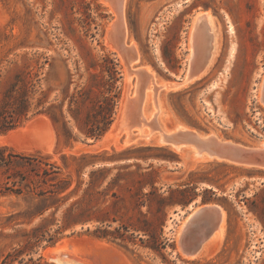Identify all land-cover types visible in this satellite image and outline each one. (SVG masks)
Segmentation results:
<instances>
[{
	"label": "rangeland",
	"instance_id": "rangeland-1",
	"mask_svg": "<svg viewBox=\"0 0 264 264\" xmlns=\"http://www.w3.org/2000/svg\"><path fill=\"white\" fill-rule=\"evenodd\" d=\"M201 12H209L218 27L217 56L201 77L176 89L160 87L163 113L155 98L146 97L141 122L154 121L157 113L159 125L182 124L259 144L264 0H125L126 43L139 55L129 84L120 54L106 39L115 13L102 0H0V96L18 82L16 93L27 85L35 101L43 96L46 105L64 101L70 119L71 97L79 98L91 73L99 71L90 64L109 54L122 73L115 121L124 92L134 97L139 84L143 96L150 84L155 95V84L187 73L190 34ZM138 74L143 80L153 74L155 84ZM43 116L49 117L37 114L0 133V144L50 163H42L49 179L43 173L30 176L21 194L0 195V260L23 246L22 257L42 255L49 264H264V169L196 160L191 151L183 156L141 136L125 144L123 129L108 141L106 134L84 139L73 120L67 137L50 117L58 153L28 150L31 140L23 128ZM63 180L68 187L60 191ZM214 206L224 210L223 236L210 252L191 257L196 228L184 222Z\"/></svg>",
	"mask_w": 264,
	"mask_h": 264
},
{
	"label": "trees",
	"instance_id": "trees-1",
	"mask_svg": "<svg viewBox=\"0 0 264 264\" xmlns=\"http://www.w3.org/2000/svg\"><path fill=\"white\" fill-rule=\"evenodd\" d=\"M90 67L98 68L99 71L91 73L92 79L80 90L79 98L71 97L67 106L70 119L64 113V101L46 105L45 96L35 101L27 85L16 93L18 82H15L10 90L0 96V133L17 128L31 117L45 113L60 133L67 137H72L68 123L73 120L84 139L102 138L114 123L122 73L119 63L109 54L104 55L100 61L94 60ZM83 107L87 108L85 115H82ZM42 163L50 164L39 154H27L0 144V195L10 192L21 194L26 187H30V176L43 173L49 179L50 171L42 167ZM67 184L63 180L59 190H65ZM152 248L160 252L158 247ZM24 252L23 246L14 247L3 255L0 264H49L42 255L22 257Z\"/></svg>",
	"mask_w": 264,
	"mask_h": 264
},
{
	"label": "bare ground",
	"instance_id": "bare-ground-1",
	"mask_svg": "<svg viewBox=\"0 0 264 264\" xmlns=\"http://www.w3.org/2000/svg\"><path fill=\"white\" fill-rule=\"evenodd\" d=\"M102 1L104 3H106L107 5H109L110 8L114 11V13L116 15V10H115V7L112 4L111 0H102ZM202 21H206L207 27H208L207 28L208 33H203V31L200 29L198 30L199 24ZM215 26H216V29L214 30ZM111 29L112 28H111V23H110V25L107 29V32H106V39H108L109 44L111 46H113L118 51V53L120 54L122 61H123V65H124V71H125V75L127 78L126 80L129 84L130 77L132 76L133 73H135V70L133 69L132 65H133L134 61L136 62L139 59V55H138V52L136 50H131L130 47H132L133 44H130V45L128 44L129 49L125 50L121 46V41H123V38L119 34L116 35V37H115L114 32H112ZM125 32H127L126 26H125ZM208 34H209V36H208ZM217 34H218V27H217V25L214 24V21L212 19V15L209 12H204V13L201 12L196 17V20L194 21V25L192 27V31L190 34L191 39L189 38L191 41L190 45H191V49H192L190 58H194V57L201 58L204 56V54L207 53L206 50L207 49L209 50L210 48H211L212 52L210 54L208 65L204 69V71L199 76L192 78L189 81H187L185 84H187L188 82H190L196 78L201 77L203 74H205L209 70L214 57L217 56V53L219 51V39L216 36ZM126 35H127V33H126ZM146 69H147V71L151 72L149 70L150 68L146 67ZM150 76H151L152 80L147 79V78H145L144 80H146V79L150 80L153 84H155L156 81H155L154 75L151 74ZM138 79L140 80V78H138ZM144 80L142 79V81H144ZM147 80H146V82H147ZM165 81L166 80H161L160 82L164 83ZM148 86H149V90L148 91L146 90L147 92H145V95L143 98V104H144L146 97H147L148 101L149 100L151 101L155 98V101L157 102V108L159 109L158 114H160L161 111L163 113L165 111V105H164L161 97H159V92H157L156 96H155L152 92L153 86H151L150 84ZM141 87H142V84H141ZM176 88H179V87H172V86L162 87V89H176ZM138 91H139V84H137L136 95L139 94ZM129 98H130V96H129L128 92L127 91L124 92L122 100H121V107H120V112L118 113V117L114 121V123L112 124L109 131L103 137V140H107V139L115 136L118 129H123V131H125L127 134L126 139L124 141L125 144H128V143L136 140L137 137L141 136L143 139L148 140V141L153 140L155 143L167 144L170 148H172L173 150H175L177 152H180L183 156L188 151H191V153H193L192 152L193 149L191 147H182V146L177 147L176 145H173L172 143H169L168 141H166L164 138L165 134H168L170 132L175 131L178 127H185V125L174 123L170 127V126H167V124L162 123L161 125L158 124V127L156 130L151 131L150 128L148 129V128L143 126L144 123H142L140 120V118H142V117L139 116L140 112L138 113V108L134 107L133 102ZM262 99L264 101V80L262 82ZM143 107L144 106L142 105V108ZM142 113H144V109H143ZM126 115H128L127 119L125 118ZM141 115L143 116V114H141ZM144 116H145V113H144ZM48 118L45 116H43L39 119L35 118V120H32L31 122H29V124L25 128H23L26 135L31 140V142L27 145V149L28 150H39L45 154L56 155L59 151V147H58V143L56 141V134H55L54 126ZM40 122H44L45 125L42 128L37 129L34 132V135L36 138H40L43 141V143L46 144V146L44 148L35 144L34 139L30 135V131L32 130V127H34L35 125H38V123H40ZM135 126L139 127V130L136 133L133 131V127H135ZM116 143H118L117 140H116ZM26 144H27V141H26ZM261 144L264 145V141ZM123 145L124 144H122V146ZM24 147H26V145H24ZM195 158H196V160H200V161L210 160V159H218V158L210 157L206 154H202V155L195 157ZM219 160H221V159H219ZM226 162L234 163L231 161H226ZM219 208H220V211L222 213V223L220 225V228L214 233V235L206 243H204L202 249L199 252L200 254L201 253L205 254L207 252H210L215 246H217L219 244V242L223 236L224 229H225L224 210L220 206H219ZM200 209H202V208H200ZM200 209H198V210H200ZM197 211H195L193 214L197 213ZM191 216L188 217V219L184 222L183 226L187 225ZM199 253H197V254L187 253V255H189L191 257H195Z\"/></svg>",
	"mask_w": 264,
	"mask_h": 264
},
{
	"label": "water",
	"instance_id": "water-1",
	"mask_svg": "<svg viewBox=\"0 0 264 264\" xmlns=\"http://www.w3.org/2000/svg\"><path fill=\"white\" fill-rule=\"evenodd\" d=\"M112 4L115 7L116 15L111 22V30L114 32V36L121 35L123 41H121V46L127 50L129 49L128 43H126V32H125V21H124V3L125 0H111ZM204 22V21H202ZM199 24L198 30L204 31L203 23ZM131 50H134L130 47ZM207 53L204 54L201 58H189V65L187 73L183 77H176L171 79H166L164 83H161L160 86H156V93L160 87L172 86V87H181L187 81L192 78L199 76L208 65V61L211 54V48L206 50ZM139 75V74H138ZM141 80V75H139ZM151 78V76H150ZM139 94L135 95L132 98H129L134 107L138 108L139 116L142 117V105L145 92L143 96L141 90L139 89ZM157 104V102H156ZM157 113L154 115V121L144 122L145 125H148L152 130H156L158 127L157 122ZM128 118V115L125 116ZM144 119L143 117L140 120ZM44 122L38 123L32 127L30 135L34 139V143L44 148L45 143L40 138H36L34 132L44 126ZM164 138L169 143L176 145L177 147H191L193 149V155L198 157L202 154H206L210 157L218 158L223 161H231L235 164L251 167V168H261L264 169V145L261 143L256 145H247L237 141H234L230 138H222L218 134L204 131L202 129L193 128L189 126L178 127L175 131L170 132L164 135ZM207 213L211 216H207ZM222 223V213L219 207H210L204 208L197 211L189 219L186 228L194 227L196 228L195 233H192V248L188 252L189 254H197L202 249L204 243H206L214 233L220 228Z\"/></svg>",
	"mask_w": 264,
	"mask_h": 264
}]
</instances>
